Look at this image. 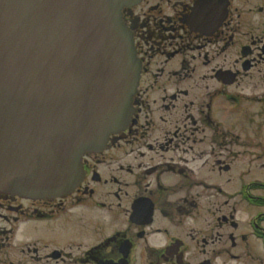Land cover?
Listing matches in <instances>:
<instances>
[{
	"label": "flooded vegetation",
	"instance_id": "flooded-vegetation-1",
	"mask_svg": "<svg viewBox=\"0 0 264 264\" xmlns=\"http://www.w3.org/2000/svg\"><path fill=\"white\" fill-rule=\"evenodd\" d=\"M134 113L69 193L0 191V264H264V0H127Z\"/></svg>",
	"mask_w": 264,
	"mask_h": 264
},
{
	"label": "water",
	"instance_id": "water-1",
	"mask_svg": "<svg viewBox=\"0 0 264 264\" xmlns=\"http://www.w3.org/2000/svg\"><path fill=\"white\" fill-rule=\"evenodd\" d=\"M127 0H0V191L57 197L128 126L140 78Z\"/></svg>",
	"mask_w": 264,
	"mask_h": 264
},
{
	"label": "rangeland",
	"instance_id": "rangeland-1",
	"mask_svg": "<svg viewBox=\"0 0 264 264\" xmlns=\"http://www.w3.org/2000/svg\"><path fill=\"white\" fill-rule=\"evenodd\" d=\"M262 177H264V173L260 174Z\"/></svg>",
	"mask_w": 264,
	"mask_h": 264
}]
</instances>
